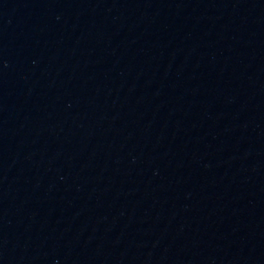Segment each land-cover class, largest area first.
<instances>
[{
  "label": "water",
  "instance_id": "obj_1",
  "mask_svg": "<svg viewBox=\"0 0 264 264\" xmlns=\"http://www.w3.org/2000/svg\"><path fill=\"white\" fill-rule=\"evenodd\" d=\"M0 264H264V0H0Z\"/></svg>",
  "mask_w": 264,
  "mask_h": 264
}]
</instances>
